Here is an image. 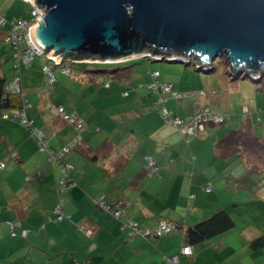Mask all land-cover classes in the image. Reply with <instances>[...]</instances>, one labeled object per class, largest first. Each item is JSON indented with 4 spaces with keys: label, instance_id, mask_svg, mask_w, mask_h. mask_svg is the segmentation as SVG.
Masks as SVG:
<instances>
[{
    "label": "crops",
    "instance_id": "crops-1",
    "mask_svg": "<svg viewBox=\"0 0 264 264\" xmlns=\"http://www.w3.org/2000/svg\"><path fill=\"white\" fill-rule=\"evenodd\" d=\"M13 62L12 48L0 46V76L13 75ZM47 62L46 57L37 56L30 67L20 70L28 100L25 108L28 118L46 133L47 143L56 153L75 138L76 129L53 112L55 104H62L67 112H78L86 125L82 143L62 154L56 162L49 160L48 152L39 148L31 129L18 118L4 117L7 113L14 114L13 109L0 108V163L4 162V166L0 165V253L7 257L4 258L7 264H67L63 263L64 257H70L72 252H79L76 264L77 261L169 264L163 254L179 251L182 230L153 241L139 236L127 238L120 221L96 203L101 194L109 202L129 199L132 204L128 213L149 229H155L162 217L181 219L185 226L195 224L221 206H227L235 217L229 203L238 196L242 199L246 196L228 187L227 179L234 177L229 172L233 170H224L227 166L221 159L228 157L216 146L233 128L216 131L220 124H207L198 138L188 136L170 119L163 121L157 111L156 106H161L158 96L165 97L168 93H154L147 87L152 80L151 71L157 70L159 80L172 82L178 91L184 90L170 75L173 66L150 65L147 72L142 66L137 70V75H141L137 76L138 89L122 91L124 86L117 77L133 71V66L108 71L117 74L112 75L116 85L110 83L107 87L104 84L108 82L107 76L102 72L73 68L68 74L56 65L55 80L47 93V75L43 71ZM227 80L224 86L230 79ZM101 82L103 87H99ZM121 91L123 98L131 97L129 103L133 108H125V115L114 119L108 107L100 104L101 96ZM123 98L119 95L118 103H126ZM147 108L148 114L140 112ZM172 109L182 115L178 107ZM189 109L191 112L184 115L188 120L193 115V108ZM146 155L156 160L159 175L147 174ZM65 162L73 165L70 175L75 185L68 190L65 200L64 209L70 218L57 224L48 215L58 201L61 163ZM27 175L35 180L27 181ZM208 184L213 187L211 192L205 190ZM9 220L15 223L17 231L28 229L27 236L10 235ZM236 233L234 228L215 236L209 243L196 244L193 254L183 257V263L252 264L259 252L251 257L252 252L244 243L237 253L239 246L234 248L237 244L233 239Z\"/></svg>",
    "mask_w": 264,
    "mask_h": 264
},
{
    "label": "water",
    "instance_id": "water-1",
    "mask_svg": "<svg viewBox=\"0 0 264 264\" xmlns=\"http://www.w3.org/2000/svg\"><path fill=\"white\" fill-rule=\"evenodd\" d=\"M29 36L59 62H115L140 56L192 61L217 57L233 75L264 72V0H32Z\"/></svg>",
    "mask_w": 264,
    "mask_h": 264
},
{
    "label": "rangeland",
    "instance_id": "rangeland-1",
    "mask_svg": "<svg viewBox=\"0 0 264 264\" xmlns=\"http://www.w3.org/2000/svg\"><path fill=\"white\" fill-rule=\"evenodd\" d=\"M32 8V3L28 1L0 0V12L5 14L9 19L30 20L32 19ZM8 27L9 25H5L3 27L0 26V34H3V31H6ZM9 45L10 44L2 43L0 39V46L11 48V46ZM65 64L73 65L74 68L77 67L79 69L105 70L106 74L104 75L107 76V80L111 84H113L115 81L112 75H116L117 72L110 73L107 71H111L117 67L124 68L133 66L134 68L132 70L135 72L130 71L126 75H119L117 77L118 79L120 78V81H122L121 84L124 86V89H122V91L138 89L139 82L137 80V76L141 75H137V70H139L142 66L145 70L144 72H147V70H149L148 67L150 65H156V67H160V65L173 66L174 68L170 70V75L172 76L174 82H177V84L179 82V86H181V88H183L184 90H181L183 91L181 98L172 97L170 96V94H167L165 95V97H163L164 99L170 97L167 100L165 99L164 104L168 107V109L172 110V114L170 117L171 122H173L172 118L176 116L185 121H189L187 118H184V115H187L191 112L189 108H193V111L191 113L192 115L194 110L197 107L201 106L202 99L203 105H206L208 102L209 105L215 110L231 115L229 120L217 126L219 128H217L216 131L220 129L227 131L229 130V128H233V130L238 129L241 127L242 123L245 122V124L247 125L246 128H249L254 135L264 138V72H262L263 76L260 78H258L260 75L255 76V78L259 79L258 81L253 80L250 77H244L242 75L240 76L239 74L233 75L230 71L228 61H226L223 57H217V59L213 63L215 69L211 71L203 69L199 70V68L194 63L186 61H152V58L149 56H140L115 62L80 61L77 64L72 62L70 63V61L65 60L62 63V66ZM227 79L230 80L228 84L224 86L225 81H228ZM114 84L116 85V83ZM99 87H103L102 82L99 83ZM201 90L206 91L207 95L203 94ZM98 91L101 93L100 89ZM122 91L117 92L114 95L101 96L103 102H101L100 104L105 108L108 107V110L110 111L111 116L114 119H118L119 116H124L127 112H124L125 108H133V105L129 103L132 101L131 97L123 98ZM119 95H121V99L123 98V100H127V102L124 104L118 103ZM159 97L161 96L159 95L158 98ZM158 98L157 101H159ZM207 98L210 101H207ZM178 100H182V103H179ZM156 107L158 109L157 111H159L160 117L163 119V121H165L166 118L162 115L161 112L162 105L160 107ZM175 107L179 108L182 113V117L173 111L172 108ZM131 112H129L128 115L130 114V116H132ZM140 112L143 114H148L150 110L149 108H147L146 110H142ZM30 132L35 135L32 130H30ZM195 138H198V136ZM241 144L240 146L246 151L251 163L258 167H263L264 169V140H255L253 142L250 139L245 138ZM221 161L227 166L224 170L231 169L233 170L232 172H235L236 176H239L245 170L244 164L240 161V159H221ZM234 191L235 190H233V192ZM242 191L245 192V189ZM236 192H241V189L237 190ZM246 195L248 194L246 193ZM236 200L237 201L235 203L237 204V207L232 206V204L234 203H230V205L235 215L234 219L236 220L237 229V233L233 236V239H235V244H237L234 246V248L237 249V246H239L236 251L237 253H239L244 243H247L248 240L253 239L264 232V204L260 200H255V202L251 204L250 202L244 201L240 196H238ZM251 252L252 253L250 256L253 257L254 251ZM0 254V264H7L4 261V258L7 257L3 253ZM254 260L252 259V264Z\"/></svg>",
    "mask_w": 264,
    "mask_h": 264
},
{
    "label": "trees",
    "instance_id": "trees-1",
    "mask_svg": "<svg viewBox=\"0 0 264 264\" xmlns=\"http://www.w3.org/2000/svg\"><path fill=\"white\" fill-rule=\"evenodd\" d=\"M24 1L27 2V0H24ZM28 2H30V1H28ZM33 9H34V6L32 8V19H30V20H28V19H9L5 14L0 12V20H4L3 23H0V26L3 27L5 25H9L8 29L6 31H3V34H0V39H1L2 43L10 44L9 46H11V48H12V57H13V60H14L13 67L15 69L13 75L10 78H7L5 76H0V108L6 109L7 111H8V109H13L15 111V113H17L18 111L22 110L23 108L25 109L28 106V103H27L28 100H27V98L25 96V88L23 86V78H22V75L20 73V70H21L22 67H30L32 60H34L35 57H37L39 55H36L27 65H25L23 62L20 63L19 60H18V57L16 56V53H18L23 47L21 46V44L14 43V41H13L14 39L12 37V32H13V30L15 28V24L17 22H19V21H22V22L23 21H27L28 23H31V22L34 21ZM24 45H26V44H24ZM40 56L46 57V54H43V55H40ZM149 57L152 58V61H155V60L157 61V59H154V57H152V56H149ZM75 58L81 59V58H86V57H75ZM46 60H48L47 57H46ZM68 61H70V60H68ZM71 62L77 64L80 61H78V62L70 61V63ZM83 62H86V61H83ZM186 62L192 63V61H186ZM55 66H56V64L54 63L53 67H52L53 74H54V67ZM57 66H60L61 68L63 67L61 64H57ZM70 66H71L72 69L74 68L73 65H70ZM75 69L79 70V68H77V67ZM214 69H215V67H214V65H212L211 67H209L206 70L211 71V70H214ZM199 70H201V69H199ZM43 71L46 73V75L48 77L47 86L49 87L50 73L44 70V66H43ZM94 71L95 72H102L104 74L106 73V71L102 70V69H94ZM154 71H157V70H152L151 71V76H152V73ZM19 75L21 76L20 82H21L23 91L22 92H11V91H9V88H8L9 82L12 81L16 76H19ZM158 76L156 77L157 79H158ZM262 76H263V74L260 75L258 78H260ZM152 79H153V77H152ZM251 79L257 80V81L259 80L257 78H251ZM54 80H55V74H54V79L52 81V86H53ZM159 81H161V80H159ZM150 82L147 84V87H148V89L151 92H154V93L155 92H159V93L164 92V93L170 94L172 97H181L182 96V95L181 96H176V94H174V92H180V93L183 94V91H178V90L175 89L174 84L172 82L171 83L173 85H172V89L170 91H165L161 87H158L156 89H151L149 87L150 86L149 85ZM161 82H168V81H161ZM104 84L107 87L110 86L109 82H106ZM46 90H47V88H46ZM201 91L204 92L203 94H206V92L204 90H201ZM125 94L127 95L128 91H126ZM158 102H160L161 105H162V107H161V112H162V108L166 107L163 104L164 98L163 97H159V101ZM55 106L63 107L62 104H55L53 106L55 114H56ZM207 110H208V113H210V114H216L217 113V114H219L220 116L223 117V121L219 122L218 124L225 123L227 120L230 119V116H231V115H228L226 113H222V112H219V111L215 110L214 108H212L209 105V103H207L206 105H201V106L197 107L194 110L192 118L189 121H185V120L184 121L185 122H190L193 119V117L195 116L196 112H200V113L204 112V111L207 112ZM168 111L170 112V115L168 117H165L163 115V112H162V115L166 118V120L170 119V117H171V111L169 109H168ZM7 114H9V113H7ZM12 115H10V117ZM26 116H27V113H26ZM5 118H9V117H5ZM27 118H28V116H27ZM18 119L20 120V122H22L20 118H18ZM70 124H72V123H70ZM207 124H215V122L214 121H212V122L209 121V122H207L205 124V126ZM32 125L34 127H37V126H35L33 124V121H32ZM246 126L247 125L245 124V122H243L240 128L234 129V130L232 129L229 133H227L225 136H223L222 138H220L218 140L216 146H217L219 151H223L222 153L227 154L228 159H230V160L240 159V161L244 164L245 170L239 176H236V174L232 173L231 171L229 172L234 177H229L227 179V180H229V183L227 184L228 187L232 191L235 190V192L237 190L241 189V192H238V194L239 193H242L241 195L245 194L246 197L243 198L244 201L250 202L252 204L253 202H255V200H260L264 204V169H263V167H260V166L258 167L256 165H253L251 163L250 159L248 158V155H247L246 151L241 147L242 146L241 143H242V141H244L245 138H248V139H250L253 142L255 140H261V139L264 140V138H261L259 136L254 135L250 131L249 128H246ZM26 127H28V126H26ZM37 128H39V127H37ZM75 129H76V127H75ZM180 130H181V128H180ZM76 134H77V130H76ZM198 135L199 134L191 135V137L192 136H198ZM45 136H46L47 148H42L40 143H39V148L41 150H46L48 152V159L49 160L59 161L60 159L54 158V156L57 155V153L47 143V135H46V133H45ZM36 138H37V136H36ZM37 140H38V138H37ZM73 140H71L70 142H72ZM69 143L64 145V147L67 146ZM240 144H241V146H240ZM79 145L80 144L76 143L69 150L75 149ZM69 150H67V151H69ZM67 151H65V152H67ZM66 163H69V162H66ZM144 163H145V167L147 169V174H149V175H159L160 174V172H159V168L160 167L157 164V162H156V166H157V170L156 171H153V170L151 171V169L148 167L147 162H146V157H144ZM62 164L63 163H61V165ZM0 165L4 166V162H1ZM71 169H73V168H71ZM71 169H68L67 171H64L63 167L61 166L62 174H61V177H60V180H59L58 191H57L58 192L57 193L58 194V201L52 207V209H51V211H50V213L48 215V219L50 221L54 222V223H57V224L62 223V222L66 221L67 219L70 218V214L67 211H65L64 207H65V200H66V197H67L66 195L68 193V190L73 185H75V182L71 179V175H70ZM224 176L222 175V178ZM65 177H67V179L63 182V179ZM26 180L33 182L35 180V178H34V176L27 175L26 176ZM62 186L64 187V189H62ZM244 189H245V192L242 191ZM205 190L207 192H211L213 190L212 185L208 184L207 186H205ZM246 193L248 195H246ZM249 195H250V198H249ZM101 201L104 202L106 205H109L111 207V209L103 208L100 205ZM236 201L237 200L231 202V203H234V204H232V206H236L237 207V204L235 203ZM96 203L98 204V206L101 209L110 212L115 218H117L120 221L121 229L125 232L127 238L128 237L139 236V237L145 238L147 240L153 241L154 239H156V238H158V237H160V236H162L164 234L171 233V232L177 231V230H182L183 243L180 245L179 251L177 253H175V254L179 255L180 264H185L182 261L183 257L189 258L193 254V248H194V246L196 244H205L207 242L209 243L210 240L212 238H214L215 236H217L219 234H222V233H225V232H227V231H229L231 229L236 228V220L233 218V215L231 214V212H230V210L228 209L227 206H221L219 208H216L213 211H210L204 218H202L200 221L196 222L195 224H190V225H186L185 226L184 221L181 220V219H177V220L174 219L173 220V219H169V218H166V217H162L161 219H159L158 226L155 229H149V228L141 225L140 222H138L137 220H135L134 218H132L130 216V214L128 213V208L131 206L132 202L129 199L120 198V199H117L115 202H109V201H107L105 199V195L101 194L96 199ZM59 204H61V210H60L59 213H57V212H55V207L57 205H59ZM228 206H229V208L231 207L230 203H229ZM115 210H119L120 211L118 216H116L114 214ZM59 214H61L62 217H60ZM162 221H166L168 223L174 224L175 228H173V230H170L168 232H163L161 234H157L156 230L159 228V226L161 225ZM8 222H9V225H10V231H11L10 233H11V235H13V236L17 235V236H22V237H26L27 236L28 229L22 228L20 231H17L15 229V223L12 220L11 221L9 220ZM132 222H136V226L135 227L132 224ZM145 229L150 230L151 234L145 235L143 233V231H142V230H145ZM246 244H247V247L251 251H254L255 253L259 252L258 254H255V255H257V257H255V260H254L253 264H264V232L259 234L255 238L248 240ZM184 246H190V248H191V253L190 254L186 255V254L182 253V248ZM77 251H79V250H77ZM175 254H172V255L163 254V256L168 261L169 264H174V263L170 262L169 259ZM77 257L79 258V252L78 253L77 252H72L70 254V257L69 256L68 257H66V256L64 257L65 260H63V263L76 264L75 263V259ZM71 259H73V260H71ZM79 262L81 264L82 261H77L78 264H79ZM83 264H86V263H83Z\"/></svg>",
    "mask_w": 264,
    "mask_h": 264
},
{
    "label": "built area",
    "instance_id": "built-area-1",
    "mask_svg": "<svg viewBox=\"0 0 264 264\" xmlns=\"http://www.w3.org/2000/svg\"><path fill=\"white\" fill-rule=\"evenodd\" d=\"M27 1H30L32 3V0H27ZM39 11H40V9L38 7H34V9H33L34 20H35V17L38 15ZM3 22H4V20H0V23H3ZM33 22L28 23L27 21H23V22L19 21L15 24V28L12 32V37L14 39L13 41L16 44H21V46L23 47L18 53H16V56L18 57V60L20 63L23 62L25 65H27L36 55L40 56V55L46 54L48 62L44 65V70L50 73L49 87H47V90H46L48 93L50 91V88L52 87V81L54 79V74L52 72L53 64L55 63L57 65V64H60V62L55 58V56L51 55L48 52H43L41 49H39L33 43L32 39L29 36V27L32 25ZM24 44H26V45H24ZM70 60L73 62H78V61L92 62L90 59L79 60L76 58H70ZM195 65L197 66V64H195ZM62 71L65 73H71L72 68L70 65H66V66L62 67ZM158 75H159L158 71H154L152 73L153 79L151 80L149 87L151 89H156L158 87H161L165 91H170L172 89L173 84L171 82L159 81L156 78ZM20 80H21V76L19 75V76H16L12 81H10L8 84L9 91H11V92H22L23 88H22ZM202 93H204V92L202 91ZM174 94H176V96L182 95V93H180V92H174ZM55 108H56V114L62 116L63 119H65L69 123L74 124L76 127V130H77V134H76L74 140L72 142H70L67 146H65L62 151H60L59 153H57V155L54 156V158L60 159L62 154L65 151L69 150L73 145H75L76 143L77 144L82 143V139H83L82 130L84 129L86 123L81 118V116L76 112H67L61 106H55ZM162 112H163V115L165 117H168L170 115V112L168 111V109L166 107L162 108ZM12 116L15 119L20 118L22 123L26 124V126H28L30 129H32L33 132L36 134L38 141L41 144L42 148H47L46 136H45L44 131L42 129L34 127L32 125V121L27 118L26 111L24 108L22 110L18 111L17 113L13 114ZM4 117H10V115L5 114ZM172 119H173V122L181 128V130L184 132V134H186L188 136L199 134L201 131L204 130L205 124L209 121H211V122L214 121L215 123H219V122L223 121L222 116H220L217 113L216 114H210V113H208V110H207V112H205V111L201 112V113L196 112L195 116L193 117V119L190 122H185L183 119H181L178 116L173 117ZM145 157H146L147 165L151 169V171L152 170L156 171L157 166H156L155 159L153 157L147 156V155ZM61 166L63 167L64 171H67L68 169L73 168V165L71 163H66V162L63 163ZM67 177H65L63 179V182L67 179ZM62 189H64L63 186H62ZM100 205L105 209H111V207L109 205H106L102 201L100 202ZM60 210H61V204H59L55 207V212L59 213ZM119 213H120L119 210H115V212H114V214L116 216H118ZM59 215H60V217H62L61 214H59ZM132 224L134 225V227L136 226V222H132ZM173 228H175L174 224L168 223L166 221H162L161 225L156 230V233L161 234L163 232H168L170 230H173ZM142 231L145 235L151 234V231L148 229H145ZM182 253L186 254V255L190 254L191 253L190 246H184L182 248ZM169 261L174 263V264H180L179 255L178 254L173 255L169 259Z\"/></svg>",
    "mask_w": 264,
    "mask_h": 264
},
{
    "label": "clouds",
    "instance_id": "clouds-1",
    "mask_svg": "<svg viewBox=\"0 0 264 264\" xmlns=\"http://www.w3.org/2000/svg\"><path fill=\"white\" fill-rule=\"evenodd\" d=\"M70 58H75V57H68V58H67V59H65V60H67V61H68ZM76 59H78V58H76ZM83 59H85V58H81V59H79V60H83ZM70 61H71V60H70ZM62 63H63V62H60V64H61V65H62ZM63 66H66V65H63Z\"/></svg>",
    "mask_w": 264,
    "mask_h": 264
}]
</instances>
